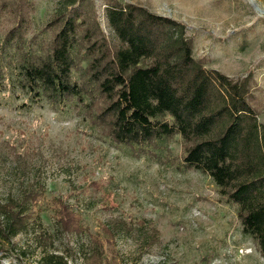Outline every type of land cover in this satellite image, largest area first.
Segmentation results:
<instances>
[{"label": "rangeland", "instance_id": "obj_1", "mask_svg": "<svg viewBox=\"0 0 264 264\" xmlns=\"http://www.w3.org/2000/svg\"><path fill=\"white\" fill-rule=\"evenodd\" d=\"M82 1L80 28L98 27L95 36L112 50L117 38L105 18L108 0ZM118 1L182 22L205 67L251 77L248 99L264 124V0ZM65 10L59 0H0V44L19 12L27 18L22 49L45 51ZM14 47H6V57H14ZM7 91H0V202L34 193L29 230L13 247L0 242V264H39L45 250L64 253L70 264H264L241 231L236 205L208 175L180 166L179 135L152 148L159 158L136 156L107 137L90 117L94 109L54 112L45 99L28 102L19 86ZM43 232L50 236L45 241Z\"/></svg>", "mask_w": 264, "mask_h": 264}, {"label": "trees", "instance_id": "obj_2", "mask_svg": "<svg viewBox=\"0 0 264 264\" xmlns=\"http://www.w3.org/2000/svg\"><path fill=\"white\" fill-rule=\"evenodd\" d=\"M59 1L66 9L59 13L62 25L41 53L22 49L27 18L17 13L0 44V91L19 86L28 102L45 99L54 112L69 105L94 109L90 117L107 137L136 156L159 158L152 148L179 135L185 144L180 166L208 175L226 202L236 205L242 233L264 259V124L248 99L251 77L234 79L205 67L194 57L182 22L118 0L105 6L117 38L110 50L95 36L98 27L80 28L82 0ZM10 45L13 58L5 56ZM75 71H81L79 79ZM33 193L0 202V242L9 247L29 230ZM42 235L44 241L50 237ZM39 264L70 263L64 253L45 250Z\"/></svg>", "mask_w": 264, "mask_h": 264}]
</instances>
